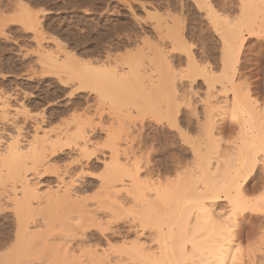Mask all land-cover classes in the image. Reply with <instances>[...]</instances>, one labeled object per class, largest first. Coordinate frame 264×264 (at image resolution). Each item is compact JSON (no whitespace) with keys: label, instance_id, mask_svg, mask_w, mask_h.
<instances>
[{"label":"rangeland","instance_id":"1","mask_svg":"<svg viewBox=\"0 0 264 264\" xmlns=\"http://www.w3.org/2000/svg\"><path fill=\"white\" fill-rule=\"evenodd\" d=\"M257 6L260 7V17L256 22L250 21L246 24L248 15H251ZM216 12L223 14V18L228 19V22L220 24L219 19L214 16ZM159 15L160 18L167 16L162 20ZM173 18L180 27L181 38L179 35L171 38L166 34V25L173 24ZM36 22H40L39 25H36ZM158 24L165 26L163 38L160 36V28H157ZM235 26L240 29L244 38L236 56H229V59L237 63V73L232 76V68H226L228 73L224 76L226 70L224 71L223 64L227 55L226 31L229 27ZM41 30L44 36L40 34ZM190 54L198 60L196 62L199 68L201 65L200 69L190 61ZM70 56L79 58L80 64ZM165 57L172 60L174 74H177L174 78L177 82L171 75L173 72L169 73L171 69L166 66ZM160 59H163V64ZM107 60L118 64L119 68L129 73L126 82L128 84L126 86H130L129 90L125 85L119 87L117 85V88L113 85L115 83L108 79L104 80V87H109L107 96L98 97V94L90 89L79 90L80 79L87 68L81 64L92 61L95 67H99L103 66L104 62L108 63ZM205 66L207 67L204 70ZM207 68L212 69V72L207 74L205 72ZM146 72L148 73L145 74ZM100 77L103 78L102 75ZM151 80L159 82L157 83L159 89H152V93H147L145 84L148 86ZM174 82L178 89H182L180 93L186 90L189 93L192 86V89L196 88L197 93L191 95L189 101L186 98L188 93L182 97L176 96L172 89H175ZM247 83L250 84L253 97L259 100V116L264 120V3H261V0H0V152L5 150L13 136H18L23 146H29L36 132L38 136L50 137L49 139H56L59 134L63 137L62 144L55 145L62 148V151L52 156L49 154L45 160L48 162L45 166L56 164L57 166L53 167H58L59 173L52 172L56 167L44 175L37 176L36 179L35 176L30 177L32 174L30 172L33 171L27 173L33 182L40 181L38 185L41 195H47L52 187L55 189L62 186L58 184L57 175H63L66 168L72 171L65 175L66 180L72 177L83 178L85 181L94 179L95 187L82 194L88 196L90 205L102 203L106 190L104 187L110 182L116 187H121L128 178H123L124 181L121 177H117L120 180L114 178L116 176L113 177L108 167L112 161L110 159L112 146L107 142L110 131L115 132L118 148L121 150L120 157L123 160L124 150L133 148L132 150L136 152L135 154L133 152L136 156L133 157L132 154L133 160L139 158L143 166L154 165L153 169L156 167L155 169L160 170L162 181L167 178H170L171 182L174 181L172 184L169 182L176 195L172 194L168 199L176 200L179 195H184L181 193L183 190L186 191L189 174L195 171L199 176L197 180L205 181L203 183L199 181V186L204 187L202 185L208 184L210 190L214 189L213 192L225 195L227 176L233 173L235 165L242 159L238 154V147L245 149V146H257L259 171L256 169V174L260 175L263 171L261 166L264 163V156L261 155V150L264 149V122L257 117H250L240 102L236 101V107L228 103L226 107L224 102L237 100L234 94L237 90H243ZM207 90L217 94L220 102L223 101L220 107L212 111L205 110L210 105L206 101L210 95ZM177 97H180V100L184 98L180 102ZM3 102L9 105L7 112ZM233 114L237 116L235 123L231 119ZM77 115L87 116L89 119L86 121L81 119L84 121L82 123L78 122L81 121L79 119L73 120ZM79 123H85L87 129L91 126L97 127V131L93 132L95 135L91 134L92 144L89 142V146L98 158L97 161L92 160L91 164H86V157L79 154L78 138L73 135L78 130ZM223 124L227 126V132L222 127ZM36 125L40 126L37 130ZM65 130L69 132L68 135L63 133ZM146 159H151V162ZM207 162L210 166H207ZM187 163H190L193 171L186 172ZM166 166L174 168L171 173L169 167H167L169 170L165 171ZM43 169L40 167V171ZM180 172L184 175L182 176ZM160 177L156 175L152 178ZM171 191L168 194L173 193V190ZM260 195L261 191L255 196ZM45 199L43 198V204ZM11 201L5 200V204L0 208L2 243H7L6 236L9 232L12 233L10 237L12 241L15 237L13 229L15 230L17 226L16 207L14 201L12 203ZM46 203L44 207L41 206L43 209L41 216L44 217V224H49L40 228L42 232L48 227L52 230L49 229L46 234L37 233L39 236L32 235L31 238L27 237L26 242H20L23 247H18H22V250L17 249L20 251L14 256L20 253L17 256L20 261L25 255L37 257L39 250L36 249L34 252L31 247H36L35 242L43 244V236L60 233L53 242L57 244L62 241L61 231L67 232L69 229L74 209L62 205L48 206ZM216 206L217 210L225 212L230 208L228 199H224ZM262 209L264 212V208ZM260 214L257 215L259 217L255 216L252 222L250 218L243 221L245 235L249 224H254L256 220L258 221L255 224L258 222L261 225L259 228L257 223L259 232L264 229L262 226L264 213ZM119 216L125 217L123 212ZM239 218L243 219L241 215ZM116 219L117 221L113 220L112 226L123 224L121 218ZM97 225H92L88 231L89 235H99L101 228L99 224ZM245 235L241 239L240 247H235L239 250L235 256L237 264H253L247 252L251 250L254 242L259 243V237L248 240ZM179 237L175 234L173 239L179 241ZM48 239H45L46 243ZM48 245L49 243L43 246L47 247L46 253L40 248L38 256H42L39 259L35 258L38 260H33L34 264L60 262L61 254L58 255V250L53 252L55 251L53 247L49 245L52 250ZM262 255L263 251L256 252L255 259L259 261L258 264L262 263L260 262L264 258ZM31 258L26 257L23 260ZM231 261L232 257L227 258L224 264H231Z\"/></svg>","mask_w":264,"mask_h":264},{"label":"bare ground","instance_id":"2","mask_svg":"<svg viewBox=\"0 0 264 264\" xmlns=\"http://www.w3.org/2000/svg\"><path fill=\"white\" fill-rule=\"evenodd\" d=\"M257 7L253 10L254 12H251L252 14L250 13L251 15H248L249 17L247 18V20H245L246 24H249L250 21L256 22L257 19L260 17L261 15V12L259 11L260 7L258 8ZM212 9L213 8L211 7L210 10ZM217 13L218 12H216V14ZM216 14H214V16L217 19H219L220 24L223 23L226 24V22H228V19L225 20L224 19L225 17L223 18V14L222 15L220 14L216 15ZM166 16L164 18L163 17L160 18L159 15V18L163 20L166 19ZM39 23L40 22L38 23L36 22V25H39ZM176 23L177 20L173 18V24L170 25L168 23L169 25L168 24L166 25V34L168 36H171V38L177 35H179L180 37L181 34L180 27H178ZM162 24H164V22ZM163 27L165 26H161V24L159 25V27H157L160 28L161 38H163L165 34L164 33L165 30H163ZM40 34L44 36L42 30L40 31ZM225 41H226L227 55H226V60L224 58L225 61L223 64V68L224 71L226 70V68H230V69L232 68L231 69L233 70L232 76H234L235 73H237L236 71L237 63H235L234 60L229 59L230 58L229 56L231 55L236 56L239 48H241V45L243 44L244 38L240 29L236 26L235 28L229 27V29L226 31ZM59 45L61 48L62 46L60 43ZM67 54L70 55L69 53ZM193 56L190 54L189 59L197 68H199L196 62L198 60H196V58ZM70 58H72L75 62L79 64L81 62V60L77 57L70 56ZM163 59H160L162 60V64L164 63ZM107 62L108 63L106 64L104 62L103 66H99V67L97 66L95 67L93 64L94 62L92 61H88L85 62L84 64H81L87 66V68L85 69L86 71L84 72V74H82L83 76L80 79L81 85L79 86V90L82 91L85 89H90L92 91H95L98 94V97L107 96L109 87L108 86L104 87V80L106 79L114 82L115 84L113 85H115L116 87L117 85L118 87L119 85H125V87H127L126 85L128 84H126V82L129 79V73L124 72L125 70L123 68H119L118 64L110 63L111 61L109 62L108 60ZM165 62H166V66L168 65L170 67L169 69L172 70V71L169 70V73L173 72V74L171 75H173V79H175L174 77H176L177 74L176 73L174 74L175 67L172 64V60L165 57ZM206 67L207 66L204 67V70ZM211 70L212 69L207 68V71L205 72L208 74L212 72ZM226 71L224 72L225 73L224 76H227L226 73H228V71L227 72ZM147 73L148 72H146L145 74ZM101 75L103 76V78L100 77ZM179 77L182 78L181 76ZM157 83L159 82H156L155 80H151L150 82H148V86L147 84H145V88L148 91L147 93H152L153 92L152 89L158 90L159 87ZM192 84L190 86H192ZM129 87L130 86L127 87L128 90ZM177 87L178 86L175 85V89L172 88L174 90V95L182 97L185 93H188V90H186V92L184 93L181 92L182 93L181 95L180 90L182 91V89H178ZM192 88L193 86L191 87V90L188 93L189 95L187 94L186 97L188 98L187 99L188 101L191 99V95L197 93V91L195 90L196 88L195 89ZM209 90H207V93H209L210 94L209 96L214 100H212L209 96H207V98L209 97L208 99L211 101H208V99L206 98V101L210 105H208V108L206 107L205 110L212 111L215 108L220 107V104L223 101L220 102L218 100L217 94L216 95L215 93L212 94V92ZM226 92L227 90L225 91V93ZM71 95H73V91L71 92ZM234 95H235L234 97L237 98V100L233 99V101L231 100L232 102L230 103L229 101L224 100L225 105L226 103H228L230 106L236 107L237 105L236 101H238L240 102L243 110L246 111L250 117H255V118L257 117L261 119V117L259 116L260 114L259 100L258 98L253 97V92L249 83H247L243 87V90L240 91L237 90L236 94ZM177 98L178 100H180L179 99L180 97ZM7 105L8 104L3 102V106L5 107L4 108L5 112H7L9 109L7 108ZM61 113H63V111ZM128 115L131 116V114ZM78 119L79 120L85 119L86 121V119H89V117L87 116L83 117L82 115H77L73 118V120H78ZM83 120L78 122L82 123L84 122ZM261 120L262 122H264L263 119ZM81 123H79L80 126L78 127L76 133L73 135L78 138L77 144L79 146L78 148L79 154L81 156L86 157L85 159L86 164H91L92 160L96 159L97 161L98 158V156L95 155V153L90 149L89 146V142L91 143V136H92L91 134L97 131L96 130L97 127L91 126L90 129H87L85 127V123L83 124ZM224 124L222 125V127L226 128L227 126H225ZM39 128L40 126L36 125V130ZM21 129L22 127H20V132H19L20 134H21ZM116 132L118 133V131ZM63 133L68 135L69 132L65 130L63 131ZM114 133H115L114 131H110V136L107 139L108 144L109 145L111 144L110 146H112L111 147L112 157L110 158L112 161L111 163L109 162L110 166L108 165V167H110L109 169H111L113 177L114 175L116 176L114 178L121 177L123 181L125 178H128V180L126 181L125 179L124 181L125 184L123 182L121 187L118 186L116 187L111 182H110L111 184L109 182H106L109 184L108 186H105L106 183H104L103 186H105L104 188H106V190L104 189L105 190L104 191L105 194L103 196L104 200L102 201V203L98 202L96 205L93 204L90 205V202L88 201L89 200L88 196L85 197L82 195L84 192L95 187L94 186L95 182L93 181L94 179L85 181L83 178L73 179L72 177L71 179L66 180L65 175L70 174L72 172L70 169L66 167H65L66 170L64 169L65 171L63 175L61 174L57 175L58 184L62 186L61 187L58 186L60 188H55V189L52 187L53 190L52 188H50L47 192V195L40 194V189L38 185L40 184L39 183L40 181L33 182L32 179H30L31 176H33V178L35 176L36 179L37 176H40L41 174L44 175L46 174L45 172L48 171L50 172L53 168L57 166L56 164H53L56 165L54 167L53 165L50 164H49L50 166L49 165L45 166L48 163L45 160L46 158H48L49 154L52 156L62 151V148H57V146H55L56 144H62L61 142L63 137L60 136V134L56 139H49L50 137L38 136V133L36 132V134L33 136V139L29 142V146H23L21 144L22 141L18 136H13L12 140L11 141L9 140V143L5 147V150L0 152V164H1L0 165L1 166L0 167V208L3 206V204H5V200L14 201L16 207L15 211H16L17 226H15L16 227L15 230L13 229V231H15L14 241L10 239V237L12 236V233L10 232L7 234L8 236H6V239L8 241L6 240L5 241L7 243H2L0 241V264H34L33 260H36L35 258L37 257L39 259V257L42 256V255L38 256L39 252H41L40 248L44 252L45 248L47 249V247L46 246L43 247V246L48 243L55 250L53 252H56L58 250L59 252V253L57 252L58 255L60 256L61 254V256L59 257L61 259V260L59 259L60 260V262H58L59 264H224L225 259L238 255L237 253H239V251L236 250L235 247H240L241 239L245 235L243 232L244 231L243 221L246 218H250V221L254 220L253 218H255V216H257L259 213L261 214L264 213L262 211L263 210L262 204H264V201L261 200V195L258 197L255 196L260 191L261 194L264 193V163H262L261 166V169L263 170L261 174L260 175L256 174V169H258L257 146H245V149H242V147H238V154L242 156V159L240 163L237 164L235 163L236 165L233 169L234 170L233 173L227 176V180L225 181V186H224L225 195H220L219 192H215V191L213 192L214 189L210 187L211 188L210 190L208 184L206 186L202 185L204 187L199 186L198 185L199 181H201L202 183L205 181H202L203 179L197 180L199 176H197L198 174L195 171L196 174L195 173L189 174L190 175V177H188L189 182L187 179H185L188 182L186 185L187 188H185L186 191L183 190L182 193L180 192L181 194L184 195H179L177 198L175 197L176 200H171L168 199V196H172V194L174 196L176 195L174 194V188H172V186L170 188V185L174 181L171 182L169 180L170 178L169 179L167 178L165 181H162L160 177L162 176L161 172L160 170H158V168L155 169L156 167L153 169L154 165L153 167L144 165L145 166L144 167L143 164H141V162L138 160L139 159L138 157H137L138 159L133 160L132 158V154L134 152V150H132L133 148L132 149L127 148L124 150L125 158L123 160L120 157L121 150L118 148V143L116 141V136L114 135ZM93 135L95 134L93 133ZM135 153L136 152H134V154ZM134 154L133 157L136 156ZM58 157L59 156L57 155V158ZM147 160L149 159H146V161ZM78 161L82 162L81 159H78ZM144 163L149 164V162H144ZM182 163L184 162L182 161ZM189 164L188 163L186 164V169L188 168L186 172L188 171L191 172V170L193 169L190 167ZM81 165L83 164L81 163ZM160 166L161 165H159V167ZM207 166H210L208 165V162H207ZM40 167L41 168L43 167L44 169L40 171ZM82 167L84 168V166ZM167 167L169 166H166V170L164 169L166 172L167 170H169L167 169ZM172 168H170L171 170L170 173L174 169ZM57 170L58 167H56L55 170L53 169L52 172L56 171L59 173V171ZM29 171H33L30 172L32 173L30 174V177L27 174ZM163 172L164 171H162V173ZM166 172L164 173L166 174ZM156 175L157 177L160 178H156V179L152 178L153 176L156 177ZM253 175L256 176V179L252 180L251 184H249V180ZM117 179H113V180H117ZM153 179L155 181H153ZM180 180L182 181V177L180 178ZM169 181L171 182V184ZM175 181L177 184V179ZM164 182L165 184H163ZM171 190H173V193L168 194V192H172ZM43 198L44 199L46 198L45 203L46 201H48L47 202L48 206L62 205V206H66L69 209L73 208L74 216L72 217V220L70 218L71 222L69 223V229L68 230L66 229L67 232L61 231L63 233L61 235L62 241L60 240L61 241L60 243H58L57 241H56L57 244L53 243L55 242L54 240H56L55 237L56 236L58 237L60 233L49 234V236L51 235L50 238L49 236L46 235L49 239L46 236H43L44 238V240L42 239L43 244L35 242L34 246H36L37 248L36 247L33 248V246L31 247L32 248L31 250L34 252L39 250L37 257H33L32 255L29 256L25 255L23 259H26V257L31 258V256L33 258H31V260L22 259V261H20V258L17 257L18 254L20 253H18L17 256L14 257L16 255V252L20 251L17 249L22 250L23 245H21L22 243L20 242L22 241L26 242V240H28L27 237L30 236L31 238L32 235L39 236V234L37 233L46 234V232L49 229L50 231L52 230L51 227L49 228L47 226L48 229L45 230L44 228L42 232L41 231L42 229L40 228L41 226H46L49 224L48 223L45 225L44 217L41 216L43 212L41 206L43 207L45 206V203L43 204L44 201ZM224 199H228V204L230 207L227 212L219 209L217 210V206H216ZM13 201H11V203ZM234 201L239 203V207L234 208L233 206ZM100 203L102 206H100ZM116 209L117 210L119 209L118 211L119 214ZM122 212L125 217H122L123 215L119 216L122 214ZM238 214L241 215V218L243 219H240ZM42 217L43 220H41ZM107 218H111L113 220L115 219L116 221H117L116 218L119 219L121 218V220H123L124 222H122L123 223L122 225H119L120 224L119 223L116 226H112L114 225L113 222L115 220L111 221L110 219ZM255 222H253L254 224L249 222L250 226L247 228L246 231L247 235L245 236L247 237L248 240L252 238L256 239L259 237L258 238L259 243L254 242L250 247L251 250L247 252V256L251 259L250 261L253 264H258L259 261L256 260L257 258L255 256H256V252L258 251L260 252L263 251L264 253V231L259 232L260 230L257 227L258 222L256 224ZM97 224L100 225L101 230L99 229L100 230L99 235L98 234L96 236L94 235L95 236L94 238L93 235L91 234L89 235L88 231L92 227V225L94 226ZM258 226L259 228H261L260 223H258ZM175 234L176 237L177 234L180 236L179 241L173 239ZM45 239H48L47 241L48 243H46ZM173 240L176 242H174ZM12 242H14L13 243L14 245H12ZM39 244L42 247H40ZM18 246H22V247L19 248ZM50 248L49 250L52 249ZM17 258H19V260H17ZM260 262H262L261 264H264V258H262V261Z\"/></svg>","mask_w":264,"mask_h":264},{"label":"snow or ice","instance_id":"3","mask_svg":"<svg viewBox=\"0 0 264 264\" xmlns=\"http://www.w3.org/2000/svg\"><path fill=\"white\" fill-rule=\"evenodd\" d=\"M261 3H264V0H261ZM231 119H232L233 123H235L237 121V116L235 114H233L232 117H231ZM225 131L227 132V127L225 128ZM261 155L264 156V149L261 150ZM258 171H259V169H257V172ZM254 179H256V176L255 175H253L251 177V179L249 180V184H251V181L254 180ZM261 200L264 201V193L261 194ZM233 206H234V208L239 207V203L236 202V201H234L233 202ZM262 208H264V204H262ZM262 231H264V229H262ZM231 264H237V261H236V257L235 256L232 257Z\"/></svg>","mask_w":264,"mask_h":264}]
</instances>
